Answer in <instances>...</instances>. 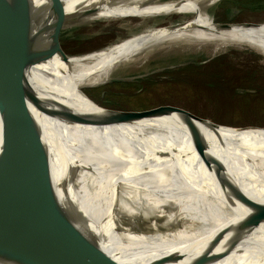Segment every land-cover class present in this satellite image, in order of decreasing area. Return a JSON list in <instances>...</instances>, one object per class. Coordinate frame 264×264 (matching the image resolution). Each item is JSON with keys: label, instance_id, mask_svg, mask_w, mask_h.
I'll return each instance as SVG.
<instances>
[{"label": "bare ground", "instance_id": "1", "mask_svg": "<svg viewBox=\"0 0 264 264\" xmlns=\"http://www.w3.org/2000/svg\"><path fill=\"white\" fill-rule=\"evenodd\" d=\"M30 1L48 30L58 31L98 19L191 15L90 53L81 59L86 67L66 65L68 57L57 53L22 68L40 93L48 85L66 97L69 122L45 113L39 118L59 196L74 201L89 222L80 226L121 264H195L201 256L205 264H264V130L259 136L254 130L228 133L207 118L187 123L180 115L126 125L81 87L119 78L113 73L122 64L141 67L155 47L214 53L247 46L264 57V21L218 28L206 12L218 0ZM88 10L93 13L83 16ZM58 12L65 20L55 23ZM72 67L90 71L78 75ZM192 131L202 141L198 146ZM217 177L233 184L221 186ZM122 212L128 216L124 225L118 221ZM131 214L148 218L149 227ZM0 264L29 263L0 240Z\"/></svg>", "mask_w": 264, "mask_h": 264}, {"label": "water", "instance_id": "2", "mask_svg": "<svg viewBox=\"0 0 264 264\" xmlns=\"http://www.w3.org/2000/svg\"><path fill=\"white\" fill-rule=\"evenodd\" d=\"M90 13L93 10L83 16ZM54 16L55 23L65 20L61 12ZM215 24L218 28H228L244 23ZM55 27L48 30L30 0H0V240L29 264H121L80 226L89 223L84 213L74 201L60 198L54 181L39 114L69 122L66 97L48 85L47 93H40L22 73L23 67L47 62L57 53L68 56L58 47L53 34L59 31ZM115 80L122 78L106 82ZM86 97L112 112L111 117L119 113L114 117L118 123L173 112L186 121L204 120L164 109L144 112L109 109ZM190 135L194 145L201 144L194 131ZM201 151L197 147L196 152L205 161ZM68 172L66 168L63 180ZM217 180L221 186L233 184L223 177ZM179 259L176 256L167 262ZM197 260L195 264L207 263L204 256Z\"/></svg>", "mask_w": 264, "mask_h": 264}, {"label": "rangeland", "instance_id": "3", "mask_svg": "<svg viewBox=\"0 0 264 264\" xmlns=\"http://www.w3.org/2000/svg\"><path fill=\"white\" fill-rule=\"evenodd\" d=\"M206 12L215 23H259L264 21V0H218L208 6ZM189 17L191 15L172 14L144 19H98L53 35L61 52L68 54L64 55L67 59L63 56L70 62L66 65L86 67L89 65L83 60L90 53L145 29L175 25ZM70 70L78 75L90 71L73 67ZM113 76L122 80L81 86L82 91L109 109L182 112L207 118L220 124L228 133L241 130L249 134L254 130L259 136V131L264 130V57L247 46H228L214 53L208 49L194 52L181 47H155L141 67L122 64L114 70ZM114 115L120 114L115 112ZM168 115L180 114L173 112L140 122L123 123L138 125ZM178 117L184 120L182 115ZM184 121L189 123L190 120ZM131 216L135 222L143 220L140 227H149L148 218ZM127 217L124 212L118 213L120 225L128 221Z\"/></svg>", "mask_w": 264, "mask_h": 264}]
</instances>
